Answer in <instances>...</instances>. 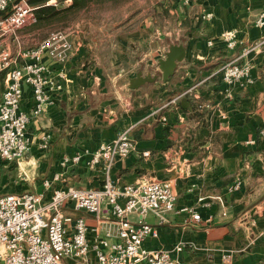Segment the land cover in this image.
Returning a JSON list of instances; mask_svg holds the SVG:
<instances>
[{"label":"crops","instance_id":"1","mask_svg":"<svg viewBox=\"0 0 264 264\" xmlns=\"http://www.w3.org/2000/svg\"><path fill=\"white\" fill-rule=\"evenodd\" d=\"M166 6L172 25L145 19L118 35L109 49L105 46L104 68L97 62L100 47L74 36L63 64L42 59L45 78L61 88L49 92L51 104L40 116L30 117L27 156L11 163L0 158V197L34 193L48 200L59 188L101 190L107 177L119 188L167 181L177 200L163 219L146 216L157 235L144 240L145 249L166 252L180 264H264V17L263 26H255L264 16V0H173ZM206 14L211 18L204 19ZM37 28L40 22L30 33L3 38L0 47L17 52L26 38L41 31ZM229 31L236 32L234 50L222 38ZM172 46H183L185 56L164 81L158 61ZM230 62L248 64V76L223 82L221 69ZM139 72L159 76L130 90L129 81ZM3 91L1 82L0 102ZM33 103L31 87L25 85L20 112L29 116ZM124 132L132 144L129 156L108 176L102 164L90 170L91 153ZM45 134L51 139L42 149ZM75 155L81 156L79 164L61 183L45 189L43 181L61 171L64 158ZM188 210L200 219L194 221ZM64 213L84 218L90 241L116 232L105 202L97 215L75 211L70 204ZM67 227L73 230L72 223ZM94 262L92 252L64 260Z\"/></svg>","mask_w":264,"mask_h":264},{"label":"built area","instance_id":"2","mask_svg":"<svg viewBox=\"0 0 264 264\" xmlns=\"http://www.w3.org/2000/svg\"><path fill=\"white\" fill-rule=\"evenodd\" d=\"M29 0H0V41L16 31L34 26L38 22L36 11ZM263 14L255 26H263ZM211 18V14L203 16ZM71 34L66 30H54L34 48L10 50L0 47V83L4 91L0 102V158L6 162H17L29 152L27 124L40 116L51 104L49 92L61 87L45 78L42 59L63 64L72 50ZM228 50L236 46V32L222 35ZM209 45L211 43L209 42ZM248 50L243 52V56ZM223 82L231 84L248 76L249 65L230 62L221 69ZM31 87L33 107L29 116L20 112L23 87ZM264 139V133H261ZM51 136L45 134L41 148L46 149ZM132 144L124 132L110 143H102L91 153L87 167L92 170L102 164L108 176L109 171L121 160L127 158ZM81 156L64 158L61 171L43 181V187L50 189L61 183L65 174L80 162ZM238 188V184L234 189ZM177 200L175 188L167 181L147 180L133 185L114 187L106 178L101 190H78L59 188L53 190L46 200L40 194H10L0 197V264H65L66 258H86L92 252V264H180L173 261L166 252L147 250L143 242L156 237V231L145 222L148 215L163 219L173 211ZM110 207L117 223L114 236L88 238L84 218L72 219L64 213L70 204L75 211L97 215L102 203ZM194 221L200 219L194 210H188ZM135 218L131 221L130 218ZM72 223L70 232L67 225ZM114 238V241H111ZM228 259V258H227Z\"/></svg>","mask_w":264,"mask_h":264},{"label":"rangeland","instance_id":"3","mask_svg":"<svg viewBox=\"0 0 264 264\" xmlns=\"http://www.w3.org/2000/svg\"><path fill=\"white\" fill-rule=\"evenodd\" d=\"M169 1L173 0H89L76 3L73 0H49L45 3L47 10L43 16L40 15L41 21L38 16L41 29H37L41 31L26 38L21 49L34 48L42 41L38 38L45 32L48 35L54 30H66L81 42L85 40L88 43H96L100 47L96 54L97 62L104 68L106 61L108 64L106 57L109 52L105 46L107 45L109 49L110 41L118 35L132 31L145 19H154L160 26L167 23L172 25L173 18L167 9H164ZM36 14L38 15V13ZM185 24L189 25L190 23L186 21ZM34 26L24 27L15 33L20 31L18 34L25 35L30 33L28 30ZM130 59L135 61L136 58ZM156 65L155 63L154 67ZM157 76L159 75L157 74Z\"/></svg>","mask_w":264,"mask_h":264},{"label":"water","instance_id":"4","mask_svg":"<svg viewBox=\"0 0 264 264\" xmlns=\"http://www.w3.org/2000/svg\"><path fill=\"white\" fill-rule=\"evenodd\" d=\"M185 56V49L183 46H172L169 51L165 54V58L158 61V69L162 73V79L166 81L172 74L178 62H181ZM158 79V76H142L139 72L135 78L129 81V89L136 90L140 86L153 83Z\"/></svg>","mask_w":264,"mask_h":264},{"label":"trees","instance_id":"5","mask_svg":"<svg viewBox=\"0 0 264 264\" xmlns=\"http://www.w3.org/2000/svg\"><path fill=\"white\" fill-rule=\"evenodd\" d=\"M48 1L49 0H29V3L32 6L39 7L36 13H38L37 18L39 16L40 21H41L40 15L43 16V14L45 13V11L47 10V9H45V8H47V7H45V3L48 2ZM73 1L76 3L77 1L86 2V1H89V0H73ZM42 9H45V10H42Z\"/></svg>","mask_w":264,"mask_h":264}]
</instances>
